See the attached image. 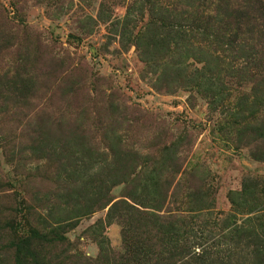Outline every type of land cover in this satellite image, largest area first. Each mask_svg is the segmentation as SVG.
<instances>
[{
  "label": "rangeland",
  "instance_id": "374dc122",
  "mask_svg": "<svg viewBox=\"0 0 264 264\" xmlns=\"http://www.w3.org/2000/svg\"><path fill=\"white\" fill-rule=\"evenodd\" d=\"M243 9L0 0V264H264V17L248 33Z\"/></svg>",
  "mask_w": 264,
  "mask_h": 264
},
{
  "label": "trees",
  "instance_id": "16d2710c",
  "mask_svg": "<svg viewBox=\"0 0 264 264\" xmlns=\"http://www.w3.org/2000/svg\"><path fill=\"white\" fill-rule=\"evenodd\" d=\"M242 3L244 6L241 14L243 26L246 27V32L249 33L256 21L264 17V0H242ZM260 35L264 36V31ZM203 252L205 253V250Z\"/></svg>",
  "mask_w": 264,
  "mask_h": 264
}]
</instances>
